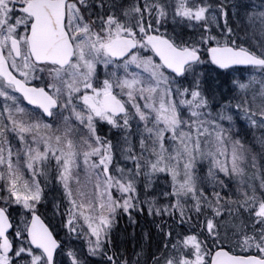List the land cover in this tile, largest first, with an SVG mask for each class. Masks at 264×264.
I'll list each match as a JSON object with an SVG mask.
<instances>
[{
  "label": "snow or ice",
  "instance_id": "6c2138e0",
  "mask_svg": "<svg viewBox=\"0 0 264 264\" xmlns=\"http://www.w3.org/2000/svg\"><path fill=\"white\" fill-rule=\"evenodd\" d=\"M0 264H264V0H0Z\"/></svg>",
  "mask_w": 264,
  "mask_h": 264
},
{
  "label": "trees",
  "instance_id": "16d2710c",
  "mask_svg": "<svg viewBox=\"0 0 264 264\" xmlns=\"http://www.w3.org/2000/svg\"><path fill=\"white\" fill-rule=\"evenodd\" d=\"M124 222L123 221H121V224H123Z\"/></svg>",
  "mask_w": 264,
  "mask_h": 264
},
{
  "label": "rangeland",
  "instance_id": "374dc122",
  "mask_svg": "<svg viewBox=\"0 0 264 264\" xmlns=\"http://www.w3.org/2000/svg\"><path fill=\"white\" fill-rule=\"evenodd\" d=\"M124 222V221H123Z\"/></svg>",
  "mask_w": 264,
  "mask_h": 264
}]
</instances>
